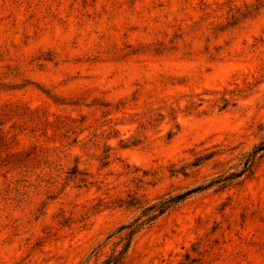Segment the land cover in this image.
I'll list each match as a JSON object with an SVG mask.
<instances>
[{
    "label": "rangeland",
    "instance_id": "obj_1",
    "mask_svg": "<svg viewBox=\"0 0 264 264\" xmlns=\"http://www.w3.org/2000/svg\"><path fill=\"white\" fill-rule=\"evenodd\" d=\"M0 124L20 154L0 165V264H104L132 200L252 163L144 226L123 264H264V0H0Z\"/></svg>",
    "mask_w": 264,
    "mask_h": 264
},
{
    "label": "trees",
    "instance_id": "obj_2",
    "mask_svg": "<svg viewBox=\"0 0 264 264\" xmlns=\"http://www.w3.org/2000/svg\"><path fill=\"white\" fill-rule=\"evenodd\" d=\"M32 115L33 114L27 110H25L21 116L16 115V114H12V116H18L19 118L23 117V121L25 120V122L31 121ZM0 126H1V124H0ZM6 141H7L6 135L2 134L0 132V165L3 167L8 166L12 163H13V165H17L19 163L17 158L20 156V154L13 152L11 149H9L7 147ZM261 151H264V144L260 145L257 149H255L254 153L257 154ZM105 152H107V151H105ZM2 156H4V157H2ZM28 157H29V155H26L25 159H27ZM107 158H108L107 156L102 158V160H101L103 163L102 166L108 165ZM205 160H206V158L199 159L195 162V164H193V166H199L202 163V161H205ZM252 168H253V163L251 166L247 167L246 170H243L237 174H230L226 178H224L223 180L217 179L215 181L208 183L205 186L198 187L195 190L186 192L184 194H181V195H178L175 197H170L167 200H160L158 203L150 205V206H148V204L142 205L139 203V201L132 200V202H130L129 206L138 205L139 206L138 209H141L140 217L138 219H136L135 221H133L131 224H129L127 226H122L118 229L117 233L125 232L124 238H122V241H125V244L123 246V249L118 253V255L111 256V258L108 259L107 261H105L104 264H123L133 236L135 234H137L140 230H142V228L144 226H146V225L152 223L153 221L157 220V218L162 216L171 207H173L174 205H176L180 201L184 200L190 194H192L194 192H198V191L207 190V189H209L213 186H216V185L221 186V188H225L226 184H230V183H232V181L239 179L245 173H250ZM75 174H76V172H75ZM83 182H85V181L83 180ZM141 218H145V219L141 221Z\"/></svg>",
    "mask_w": 264,
    "mask_h": 264
}]
</instances>
